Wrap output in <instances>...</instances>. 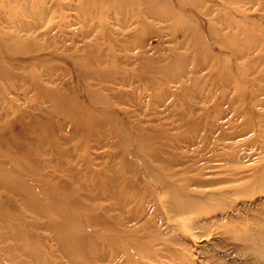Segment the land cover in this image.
<instances>
[{
	"label": "rangeland",
	"instance_id": "obj_1",
	"mask_svg": "<svg viewBox=\"0 0 264 264\" xmlns=\"http://www.w3.org/2000/svg\"><path fill=\"white\" fill-rule=\"evenodd\" d=\"M109 1L0 0V264H70L62 212L70 246L98 212L83 244L149 241L135 264H264V0ZM145 159L202 204L184 225Z\"/></svg>",
	"mask_w": 264,
	"mask_h": 264
},
{
	"label": "bare ground",
	"instance_id": "obj_2",
	"mask_svg": "<svg viewBox=\"0 0 264 264\" xmlns=\"http://www.w3.org/2000/svg\"><path fill=\"white\" fill-rule=\"evenodd\" d=\"M42 1L43 0H36L33 8H32V6H30L31 9H29L28 7H26V8H28V10L33 11L36 15H38L36 13V12H38V10H36L38 8L37 5L40 4ZM106 2H110V1L106 0ZM19 4H22V2H20ZM7 6H8V2H5V7H7ZM25 11H27L25 8L23 11V8L18 6L17 9L14 11V13L15 14L22 13V12L24 13ZM30 122H32V120ZM49 124H50V122H49ZM190 144H191V142H190ZM145 162L146 163H144V167L148 171V172H146L147 177H148V174H150L153 180H160L161 186H162V184L164 185L163 191L162 192L160 191V193L162 194V198H160L161 200L160 201L158 200V203L156 204L157 208H161L162 204L164 202H167L168 205H172V209H173L172 212L178 214L181 217L183 215L188 216L189 215V212H187L188 210L197 211L199 209V207L202 204L201 203L197 204V202L192 201V199L190 197H185L181 186H179L173 180L170 179L171 173L170 174H162L152 164V162L150 160L148 161L147 159H145ZM139 163H140V161H139ZM30 169H32V166ZM142 170L143 169H141V171ZM137 173L139 174V172H137ZM119 179H120L119 177H116L115 179H113V181L111 179H110V181H106V179L100 180L98 185H97V186H99L98 187V198H99V200L112 199L113 201H111L110 204L113 203L116 208L122 209V207L126 206L127 203L130 201L129 199H130L132 194L129 192L124 193V190L120 187V185L118 183ZM128 179H129V177H128ZM141 179H143V178L141 177L140 180ZM144 191L146 192L147 196H152L150 186L148 188L145 187V189L140 190V192H142V193H144ZM25 192L26 191L24 189L21 191L22 194ZM49 194H51V193H49ZM46 195H48V194H46ZM121 195H124V196H121ZM47 198H49V197H47ZM139 202H141V200ZM99 207H101V206H99ZM97 208H98V205L96 206V209ZM2 215H3V213H2ZM60 218H62L63 220H61ZM60 218L55 215V217H52V219H54V220L51 221V223L57 225V228L58 229L61 228L63 231L64 230L63 227H65L67 225V223L64 222L65 219H67V218L71 219V218H69L68 214L65 212H62L60 214ZM106 219L107 218H106L105 214L98 212V214L96 216V220H95V218L94 219L91 218L90 222L87 225L89 226L90 224H94V222L96 223L97 221L98 222H105ZM170 220L173 221V219H171V218H170ZM74 221H76V223H77L75 225L78 226L77 228H75L76 230L73 229L74 231L71 232V235H72V239H71L72 242L71 243L74 247L68 245L65 242V239L67 236L66 237L63 236L64 231H63V233H62V231L60 233H58V235L56 237L54 236V240L58 243L61 252L64 254V256L67 257V260H69L70 264H88V262L90 260L92 261L94 259L95 254H97L98 252H100V254L104 253V251L107 252V251H111V250L114 252L115 251L118 252L117 251L118 249H124L126 251V253L128 254L126 257V260L129 261V264H135L134 259L137 257V256L135 257L136 254H139L141 252H145V253L152 252V251H150V250H152V247H151V244L149 241H141V238L137 235H135V238H131L130 236L124 237L123 235H124L125 231L123 232L120 230H118L119 234L117 233V235H115L113 233H110V231L108 229H106V227H104V228L100 227V228L96 229V231L94 232V235L92 236V239L89 242H87L89 245L88 246L87 244H83L82 241H84V240H83V236H81V234L83 232L82 226H87V225H84L83 221L79 222L78 219H74L73 222ZM111 221H113V220H111ZM181 223L184 225L186 223V218L182 217V221H180V224ZM108 228H109V226H108ZM183 229H185V227ZM125 234H127V233H125ZM33 253H34V250H32L31 254H33ZM133 257H135V258H133ZM131 258H133V259H131ZM17 260H19V258ZM55 262L59 263L58 260H55ZM39 263L40 264H49L47 262V260H40ZM8 264H17V262L13 263L10 261V262H8Z\"/></svg>",
	"mask_w": 264,
	"mask_h": 264
}]
</instances>
